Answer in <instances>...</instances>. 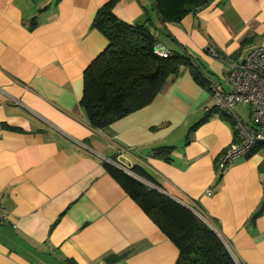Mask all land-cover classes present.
I'll list each match as a JSON object with an SVG mask.
<instances>
[{"label": "crops", "instance_id": "crops-1", "mask_svg": "<svg viewBox=\"0 0 264 264\" xmlns=\"http://www.w3.org/2000/svg\"><path fill=\"white\" fill-rule=\"evenodd\" d=\"M107 2L0 0V264H175L176 246L103 163L143 167L214 226L236 264H264V150L219 170L234 128L208 115L227 64L264 43V0H213L179 24L162 23L155 0H121L120 20L150 18L158 45L191 56L207 85L183 67L149 106L95 131L80 100L108 46L92 27ZM160 148H173L169 161Z\"/></svg>", "mask_w": 264, "mask_h": 264}, {"label": "trees", "instance_id": "trees-1", "mask_svg": "<svg viewBox=\"0 0 264 264\" xmlns=\"http://www.w3.org/2000/svg\"><path fill=\"white\" fill-rule=\"evenodd\" d=\"M120 1L109 0L99 9L92 24L108 41L105 51L83 74L80 106L85 113L87 125L95 131L107 130L115 122L149 106L183 67H190L193 77L202 85H207L202 71H199L201 74L198 76L191 68L194 60L188 54L169 51L167 58H161L155 53L159 45L150 18L133 25L120 20L114 13ZM212 1L155 0V7L162 23L179 24L185 16L198 12ZM246 41L242 46L246 45ZM213 53L222 58L220 54ZM208 115H219L231 121L215 106ZM172 151L173 148L156 149L153 156L169 161ZM103 166L176 246L178 259L175 264H236L221 238L203 219L138 179L161 188L143 167L131 169L136 178L114 164L103 163ZM261 213L262 210L253 217V221ZM107 260L110 261V258Z\"/></svg>", "mask_w": 264, "mask_h": 264}, {"label": "built area", "instance_id": "built-area-1", "mask_svg": "<svg viewBox=\"0 0 264 264\" xmlns=\"http://www.w3.org/2000/svg\"><path fill=\"white\" fill-rule=\"evenodd\" d=\"M155 53L161 58H167L169 50L158 46ZM213 56L218 57L215 53ZM224 82L226 88L213 90V103L217 110L232 121L234 142L222 157L219 170L237 158L249 157L258 150H264V43L254 47L245 57L230 61ZM244 105L251 107L248 122L243 121L234 110ZM8 223L9 213L0 206V225ZM212 229L215 230L213 226Z\"/></svg>", "mask_w": 264, "mask_h": 264}, {"label": "rangeland", "instance_id": "rangeland-1", "mask_svg": "<svg viewBox=\"0 0 264 264\" xmlns=\"http://www.w3.org/2000/svg\"><path fill=\"white\" fill-rule=\"evenodd\" d=\"M245 56V55H244ZM223 75L221 77V75L219 77H217V84L216 85H223L224 88H226V84L224 82V74L226 73L225 70L222 72ZM235 112L238 114V116L240 118H242L243 121H247L249 120V114H250V110L251 107L248 105H244V106H239L234 108ZM216 230V229H215ZM217 231V230H216ZM223 241V240H222ZM223 243L225 244L226 242L223 241ZM227 247V246H226ZM230 251V250H229ZM231 253V252H230ZM232 255V254H231ZM233 259L235 260L234 256H232Z\"/></svg>", "mask_w": 264, "mask_h": 264}, {"label": "water", "instance_id": "water-1", "mask_svg": "<svg viewBox=\"0 0 264 264\" xmlns=\"http://www.w3.org/2000/svg\"><path fill=\"white\" fill-rule=\"evenodd\" d=\"M114 165H116V164H114ZM118 168H120L121 170H123L124 172H126V173H128L129 175H132V176H135V175H133V173H132V171L130 170V169H127V168H125V167H123L122 165H119V164H117L116 165ZM136 177V176H135ZM136 178H138V177H136ZM140 181H142V182H144V183H146L147 185H149L150 187H152V188H154V189H157L158 191H160L161 193H163V191L161 190V189H159V188H157V187H155V186H153V185H151V184H149V183H147V182H145L144 180H142V179H140V178H138ZM163 194H165V193H163ZM165 195H167V194H165ZM169 197V196H168ZM171 199H173V198H171ZM173 200H175V199H173ZM177 202H179L180 204H182L183 206H185L186 208H188L189 210H191L192 212H194L196 215H198L201 219H203V221L205 222V223H207L211 228H212V224L204 217V216H202V214L201 213H199V212H195L193 209H191V208H189L188 206H186V205H184L182 202H180V201H178V200H176ZM212 225V226H211ZM214 227V226H213ZM214 232H216V230H213ZM217 233V232H216ZM226 245V244H225ZM227 246V245H226ZM229 250H230V248H228ZM231 251V250H230Z\"/></svg>", "mask_w": 264, "mask_h": 264}]
</instances>
